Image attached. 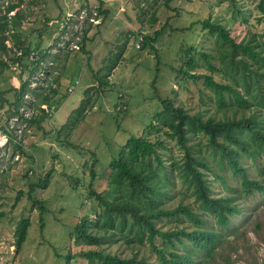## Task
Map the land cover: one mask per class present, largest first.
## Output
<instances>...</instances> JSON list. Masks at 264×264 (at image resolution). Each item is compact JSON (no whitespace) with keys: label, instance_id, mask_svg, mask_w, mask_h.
Returning <instances> with one entry per match:
<instances>
[{"label":"rangeland","instance_id":"374dc122","mask_svg":"<svg viewBox=\"0 0 264 264\" xmlns=\"http://www.w3.org/2000/svg\"><path fill=\"white\" fill-rule=\"evenodd\" d=\"M103 1V8L109 11L107 16L100 12V0H0V21L6 15L10 32L11 21L21 15L16 19L21 25L20 36L16 37L38 45L44 56L33 67L31 61L24 60L23 64L14 61L13 51L4 53L0 49V213H3L0 264H66L64 257L68 253L75 256L69 264H90L76 255L94 249L122 258L137 254L150 264H159L153 246L160 245V236L154 237L153 242L146 238L143 244L135 240L130 246L125 240L88 246L75 244L74 239L69 242V235L78 220L88 216L94 221L102 213L104 205L91 194V189L109 199L110 163L119 157L121 147L130 137L145 136L153 142L157 139L163 142L164 147L158 151L169 169L183 163L184 153L176 140L163 129L150 128L156 123L154 116L163 110L164 99L189 110L190 114L201 112L205 119L223 116L213 106V94L205 88L203 80H184L178 72L184 66L181 58L190 46L197 49L192 53L199 63L196 73L211 74L202 54L210 56L209 62L215 68L222 67L216 35L204 30L200 21L210 19L224 26L237 43L251 37L258 41L264 35V14L258 9L259 0ZM12 4L18 7L7 12ZM186 28L191 29L182 30ZM159 31L162 33L153 43L154 49L149 43L137 48L138 34L155 37ZM85 32L88 37L97 38L82 51L79 42ZM4 33L13 41L11 32ZM10 39L5 44L11 50L14 45ZM48 49L51 54L46 53ZM1 60L9 67L4 68ZM227 72L230 76L221 72H215L214 76L227 83H234L231 76L240 78L239 68ZM22 80L29 81L30 88L36 90L34 95L25 96L26 100H35L36 108L27 109L24 100L19 111L29 112L32 118L39 117L41 110L37 106L42 107L43 97L50 96L46 104L49 116L40 124H28L11 110ZM83 99H89L85 120L75 128L65 127ZM5 129L17 136L22 151L11 141L5 143L8 139ZM199 141L204 145L201 155L214 154L207 147L205 136L191 140ZM244 162L250 177L259 178L262 155L254 162L250 158ZM210 164L215 167V161ZM179 171L175 167L170 170L174 182L165 206L175 209L182 205L197 210L193 191L183 184ZM219 173L227 183L216 182L212 194L234 195L246 214L232 218L236 231L223 235L207 264H264V195L245 196L240 179L232 177L228 168ZM46 177L47 187L38 186L31 192V185L37 186ZM34 201L45 205L44 229ZM180 215V220L164 218L157 227L167 231L189 225ZM25 218L30 219L31 227L26 241L18 247L15 233L18 223ZM208 223L213 227L212 217Z\"/></svg>","mask_w":264,"mask_h":264},{"label":"trees","instance_id":"16d2710c","mask_svg":"<svg viewBox=\"0 0 264 264\" xmlns=\"http://www.w3.org/2000/svg\"><path fill=\"white\" fill-rule=\"evenodd\" d=\"M103 6L104 1L100 0V12L107 16L109 11ZM17 7L18 5L12 4L7 12ZM258 9L264 14V0H259ZM20 17L21 15H18L16 19L19 20ZM1 18L4 19L0 21L1 51L8 53L9 49L5 42L10 38L4 32H11L13 41L10 40L16 48L14 61L20 64H23L24 60L31 61L33 67L39 65L44 56L39 51L38 45H31L29 41L16 37V34L20 36L18 28L21 25L15 18L11 21L13 30L10 32L11 25L7 29L9 22L6 15ZM154 21H156L155 18ZM200 23L204 30L216 35L218 56L222 67L215 68L209 62L210 56L202 54L201 57L209 65L211 74L196 73L199 63L192 53L197 49L190 46L181 58L184 66L178 72L182 74L184 80L190 79L194 82L203 80L205 88L213 94L211 99L213 106L220 110L223 116L217 118L211 115L205 119L201 112L190 114L189 110L164 99L163 110L154 116L156 123L150 125V128L154 131L163 129L170 138L176 140L184 153L183 163L171 165L169 169L158 151L159 147H164L163 142L159 139L153 142L145 136L130 137L121 147L119 157L110 163L112 172L109 175L111 180L109 199L96 194L91 189V194L104 205L102 213L94 221L88 216L78 220L69 235V242L74 239L75 244L78 245L100 246L107 240L110 242L125 240L130 246L135 243V240L143 244L146 238L153 242L154 237L160 236L162 238L160 245L153 246L159 264H207L213 259L223 235L226 233V236L229 235L228 233L233 235L236 231V228H232V218L246 214L245 208L235 202L234 195L214 196L212 194L216 182L220 181L224 185L227 183H225V176H221L219 170L228 168L232 177L239 178L241 192L245 196L264 195V111L260 110L264 108V35L260 36L258 41H254L251 37L243 43H237L224 26L215 24L210 19L202 20ZM161 33L159 31L155 37L146 38L138 34V37H143V41L138 42L141 44L138 49L143 47L142 44L148 43L154 49L153 43L159 40ZM88 41L89 38L85 32L79 42V49L86 51ZM32 51L40 53L39 60H31ZM17 52H21V55ZM1 64L4 68L9 67L4 60H1ZM235 68H239L241 74L240 78L231 76L234 83L222 82L214 76L215 72L230 76L227 70L232 71ZM254 70H256L255 73ZM28 88L29 81L22 80L20 90L15 91L16 101L11 110L28 124H40L42 119L48 117L40 106H37L41 110L39 117L25 118L19 111ZM49 101L48 95L42 99L43 103H49ZM88 101L89 99L82 100L81 105L74 110V116L68 117L69 121L64 124L65 127L74 126L75 128L85 120L88 112L85 107ZM31 104L34 105L33 102ZM4 132L8 140L22 151L20 143L16 141L17 136L7 129ZM198 136L206 137L207 147L211 148L214 154L201 155L203 142H191L193 137ZM258 155H262L263 165L259 166L260 177L255 179L250 177L244 161L250 158L254 162ZM210 161H215V167L210 164ZM172 166L180 170L179 176L186 188L192 189L197 210L182 205L175 209L165 206L166 200L169 199V188L174 182L170 176ZM91 173L95 177L94 169ZM211 176L213 180H210ZM48 182L49 179L46 177L37 183V186L31 185V192L38 186L46 188ZM34 206L39 207L40 222L44 229L45 205L41 201H34ZM180 214L190 222L187 225L189 227L185 226L182 229L177 227L167 231L157 227L158 222L161 223L164 218L175 217L180 220ZM1 217L3 213H0ZM210 217L213 218V227L208 223ZM30 227L29 218L22 219L18 223L15 233L18 247L26 241ZM79 255L90 264H150L145 258H138L137 254L130 258H122L118 254L94 249L80 252L76 256ZM73 257L75 256L71 253L66 254L64 257L66 264H69Z\"/></svg>","mask_w":264,"mask_h":264},{"label":"built area","instance_id":"2783aa9c","mask_svg":"<svg viewBox=\"0 0 264 264\" xmlns=\"http://www.w3.org/2000/svg\"><path fill=\"white\" fill-rule=\"evenodd\" d=\"M92 21H93V20H92ZM139 41L142 42V41H143V37H139ZM140 47H141V44L139 43V44L137 45V48H140ZM74 48H76V47H75V46H74V47H70L71 50H73ZM15 51H16V49H15ZM17 54H18V55H21V52H17ZM31 56H32L33 61H37V60H39V56H38V54L35 53L34 51L31 52ZM29 88H30V85H29ZM69 91L71 92L72 90L69 89ZM31 101H34V100H33V99H30V100H26V101H25L26 105H28V108H27V109H34V108H35L33 105H31ZM41 109L45 110V112H46L47 114H49V112H50L49 107L46 106V105H42ZM21 113H23V115H24L25 118H29V119L32 118V116L30 117V113H29V112H25V110H23V112H21ZM5 138H6V137H5ZM7 141H9V140H8V139L5 140V143H6ZM5 143L3 142V144H5Z\"/></svg>","mask_w":264,"mask_h":264},{"label":"clouds","instance_id":"9594fccd","mask_svg":"<svg viewBox=\"0 0 264 264\" xmlns=\"http://www.w3.org/2000/svg\"><path fill=\"white\" fill-rule=\"evenodd\" d=\"M139 42H140V41H139ZM137 45H138V44H137ZM15 49H16V48H15V46H14V47L11 48V50L9 49V51H13V52L15 53V52H16ZM70 50H71V49H70ZM32 52H33V51H32ZM34 52H36V53L38 54V56H39L40 53H39L38 51H34ZM46 53H50V52L48 51V52H46ZM30 54H31V53H30ZM50 54H51V53H50ZM39 57H40V56H39ZM43 58H44V57H43ZM31 60H33V59H32V56H31ZM78 83H79V82L77 81L76 84H78ZM70 89H71V88H70ZM71 90L73 91V89H71ZM32 91L36 92V90H33V89H31V88H28V89L26 90V93H25V95H24V100H26V99H25V96H26V95H28V94H32V95H34V93H33ZM72 91H71V92H72ZM68 92L71 93L69 90H68ZM35 96H36V95H35ZM34 101H35V100H34ZM34 101H31V102L34 103ZM46 104H47V103H45L44 105H46ZM31 105H32V104H31ZM33 106H34V105H33ZM34 107H35V106H34ZM35 108H36V107H35ZM40 108H41V106H40ZM49 109H50V108H49ZM44 111H45V110H44ZM20 113H21V111H20ZM46 114H47V113H46ZM47 115L49 116V114H47ZM27 123H28V122H27Z\"/></svg>","mask_w":264,"mask_h":264},{"label":"crops","instance_id":"0c3cea01","mask_svg":"<svg viewBox=\"0 0 264 264\" xmlns=\"http://www.w3.org/2000/svg\"><path fill=\"white\" fill-rule=\"evenodd\" d=\"M20 31V30H19ZM21 32V31H20ZM42 35H40V37H41ZM88 37V36H87ZM89 38V41L87 42V44H89L91 41L93 42H95V40H96V38L97 37H95V35H93L92 37H88ZM87 47H88V45H87ZM60 50V49H59ZM49 51V49L47 50V52ZM50 52V51H49ZM92 86V85H91Z\"/></svg>","mask_w":264,"mask_h":264}]
</instances>
